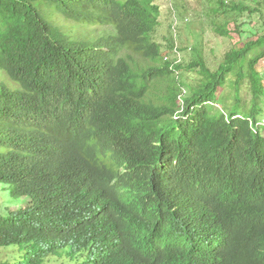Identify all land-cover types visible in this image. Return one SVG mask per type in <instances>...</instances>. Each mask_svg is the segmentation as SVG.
<instances>
[{
  "label": "trees",
  "instance_id": "trees-1",
  "mask_svg": "<svg viewBox=\"0 0 264 264\" xmlns=\"http://www.w3.org/2000/svg\"><path fill=\"white\" fill-rule=\"evenodd\" d=\"M161 1L0 0V182L29 198L0 214V264H264V30L214 69L178 60ZM251 1L216 0L213 30Z\"/></svg>",
  "mask_w": 264,
  "mask_h": 264
},
{
  "label": "rangeland",
  "instance_id": "rangeland-1",
  "mask_svg": "<svg viewBox=\"0 0 264 264\" xmlns=\"http://www.w3.org/2000/svg\"><path fill=\"white\" fill-rule=\"evenodd\" d=\"M237 1V0H236ZM246 3L253 4L251 0H243ZM162 14L160 17V26L158 28L156 39L163 44L164 48L167 47V39L173 36V33L178 29L179 33L174 36H178V47H182L176 53L181 55L183 60L188 62L193 57L194 52L199 51L206 59L208 65L214 69L224 54L234 45V43L241 39V45L244 41L255 37L264 30V10L261 12H245L242 16L234 14V18H237L238 30L236 29L233 21L229 24L230 35L228 37L222 36L213 30L211 24L212 15L211 7L216 6V0H162ZM253 6V5H252ZM221 21V19H219ZM62 21V20H61ZM173 21L178 28H175ZM64 22V21H62ZM65 23V22H64ZM76 26L67 21L61 25L65 30L70 29L67 25ZM172 25L171 31L169 30ZM74 30L83 34L93 35L91 33V27L78 26L74 27ZM173 55L174 51H173ZM260 69L264 71V63L260 66ZM264 75V72H263ZM183 77V78H182ZM181 78L188 84H194L198 80V75L195 72H183ZM7 77L0 74V81H6ZM13 86L11 83H9ZM184 89L183 92H187ZM223 94L228 98L230 104L237 101V95L233 84L226 86L223 90L220 89ZM241 104L242 106H250L252 100V92L247 84H243L241 90ZM221 104L214 105V108L220 109L224 104L223 97L218 98ZM262 108L264 110V98L262 99ZM226 102V104H228ZM260 118H264V111L260 115ZM262 135H264V129H261ZM28 197L14 198L11 195V190L8 184L0 182V214L7 215L11 211L18 210L25 207ZM58 259V260H57ZM53 261H49L47 264H70L69 261L57 258Z\"/></svg>",
  "mask_w": 264,
  "mask_h": 264
},
{
  "label": "clouds",
  "instance_id": "clouds-1",
  "mask_svg": "<svg viewBox=\"0 0 264 264\" xmlns=\"http://www.w3.org/2000/svg\"><path fill=\"white\" fill-rule=\"evenodd\" d=\"M176 25V24H175ZM179 49L178 48H175L174 50V54L176 55V59L178 60H182V56L181 55H178L176 52L178 51ZM182 53V51H180ZM184 94L185 92H183V97H184ZM216 105V104H215ZM261 126L262 128L264 127V118H261L260 121L257 123V125H254V129L256 130L257 127ZM258 129V128H257ZM196 219V217H192V221L194 222V220ZM193 237L196 236V234L193 232L192 234ZM62 259V258H61ZM69 263H71V260H68Z\"/></svg>",
  "mask_w": 264,
  "mask_h": 264
}]
</instances>
